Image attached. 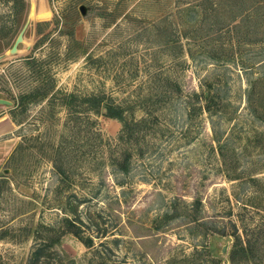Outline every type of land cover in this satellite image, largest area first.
<instances>
[{"label":"rangeland","instance_id":"obj_1","mask_svg":"<svg viewBox=\"0 0 264 264\" xmlns=\"http://www.w3.org/2000/svg\"><path fill=\"white\" fill-rule=\"evenodd\" d=\"M24 1L0 0V98L11 101L0 104V141H11L0 264H32L49 232L58 241L45 264H87L92 248L64 232L66 215L94 248L110 244L112 264H231L235 232L251 250L232 264H264V109H252L264 97V0ZM202 88L218 110L201 108ZM99 93L143 118L131 142L117 140L118 118L87 112V126L86 99ZM48 132L54 144L73 134L89 145L65 182L41 148ZM116 143L132 149L127 174L109 164Z\"/></svg>","mask_w":264,"mask_h":264},{"label":"trees","instance_id":"obj_2","mask_svg":"<svg viewBox=\"0 0 264 264\" xmlns=\"http://www.w3.org/2000/svg\"><path fill=\"white\" fill-rule=\"evenodd\" d=\"M2 1H8V0H2ZM22 4H24V0H19ZM259 80H264V77H259ZM204 88V87H203ZM201 89L198 92H194L195 99L201 102H204V105H201L202 109H206L207 111H210L211 108H215V110H218L217 104L221 99L216 97V95H213L209 89ZM208 88V87H207ZM46 91L43 90V93H40V96H45L44 94ZM55 97V96H54ZM60 99V105L69 106L73 103V100L75 99V95L72 93H60V96L58 97ZM216 99V100H215ZM263 99V100H262ZM88 102V106L85 107L86 114L87 112L91 114H98L101 113L104 116L112 117V118H118L122 120V129L120 132V135L117 137V140L121 143H125L130 141L131 136L133 134L131 133L132 129L130 127L131 123L133 125H139L143 121V118H140L138 120H134V118L128 120V118L125 117L126 109L124 106L118 102H116L111 96L104 95V94H92L89 95L86 99V104ZM103 106V107H102ZM102 107V108H101ZM264 109V97L260 95V102L252 103V109L255 114L259 112L258 108ZM87 109V110H86ZM258 115V114H257ZM71 118H75L73 116H70ZM42 124L46 125L47 123L53 124V122L46 117H42ZM85 121L87 122V126L91 128V125L94 123V121L90 118V116L87 114L85 116ZM81 128L76 130V137H79ZM74 132V131H73ZM90 133V131H88ZM47 138L44 139V143L41 145V148L43 149L45 154H49L50 160L52 161V168L53 171L57 174V177L61 181L67 180L69 177V174L74 175V170H78V166H76L75 161H77V152H80L81 145H88L86 143V140L81 145L77 146V139L76 137L71 134V138L69 141L67 140L66 136H60V141L58 144H54L52 141V132L46 133ZM117 141V142H118ZM79 142V141H78ZM118 142V143H119ZM131 142V141H130ZM71 143L72 146L69 145ZM118 143H116L115 149L110 152L109 154V164L114 167L116 170L121 172V174H127L131 170L132 166V149L130 147H119ZM225 144H223L220 140L218 141V153L222 157L223 160H225L223 155V147ZM89 146V145H88ZM119 147V149H118ZM71 156V160L73 162L72 165H65V158ZM69 160V159H68ZM75 171V175L77 174ZM74 175V176H75ZM250 179L254 180L252 177ZM201 201L199 198H196L194 202L189 204L191 208H193L195 211L200 208ZM193 221L197 220V218L192 219ZM78 220L75 219V217H70L69 215L64 216L61 218V224L63 225V228H65L64 232H70L77 237H79L84 245L86 247L92 248L91 256L89 258V261L87 264H112L111 261V254L113 253V249L108 242L99 243L98 246L95 248L93 243V237L91 235H86L81 232V228L78 225ZM243 231L245 233V228H243ZM50 235V232L48 235L42 240L41 243L36 245V247L32 251L31 255V263L32 264H45L46 262L41 260L43 253L49 250V246H52L54 242L58 241L57 239H53ZM234 243L232 245V249L230 251V262L231 264L234 263L236 260L235 258L237 255H246L251 248L248 246L246 247L244 245V240L240 235H238L237 232L234 233ZM1 238V235H0ZM109 244V245H108ZM112 262V261H111ZM120 264V263H118Z\"/></svg>","mask_w":264,"mask_h":264},{"label":"water","instance_id":"obj_3","mask_svg":"<svg viewBox=\"0 0 264 264\" xmlns=\"http://www.w3.org/2000/svg\"><path fill=\"white\" fill-rule=\"evenodd\" d=\"M29 17H27L23 27L21 28V30L18 32L12 46L8 49L7 51V54L8 55H14L18 52V45L23 42L24 40V32L26 30V27L28 26L29 24ZM0 104H6V105H10L11 104V101L7 100V99H4V98H0Z\"/></svg>","mask_w":264,"mask_h":264},{"label":"crops","instance_id":"obj_4","mask_svg":"<svg viewBox=\"0 0 264 264\" xmlns=\"http://www.w3.org/2000/svg\"><path fill=\"white\" fill-rule=\"evenodd\" d=\"M10 139H5V140H1L0 141V162L1 159L7 154L9 153L10 150V143L11 141H9Z\"/></svg>","mask_w":264,"mask_h":264}]
</instances>
